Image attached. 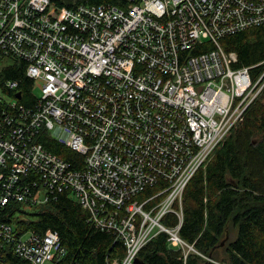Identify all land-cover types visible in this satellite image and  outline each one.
I'll list each match as a JSON object with an SVG mask.
<instances>
[{
	"label": "built area",
	"instance_id": "2783aa9c",
	"mask_svg": "<svg viewBox=\"0 0 264 264\" xmlns=\"http://www.w3.org/2000/svg\"><path fill=\"white\" fill-rule=\"evenodd\" d=\"M261 25L264 0L75 9L0 0V212L67 193L125 245V257L111 264H139L161 232L185 258L197 253L180 237L184 192L264 90V72L255 81L250 67L234 69L237 54L221 41ZM208 42L211 49L198 52ZM14 66L32 81L30 97L20 79L6 77ZM46 140L82 155L83 167L71 169ZM169 213L179 218L173 228L162 223ZM28 234L0 218V264L9 254L30 264L63 256L58 233Z\"/></svg>",
	"mask_w": 264,
	"mask_h": 264
},
{
	"label": "trees",
	"instance_id": "16d2710c",
	"mask_svg": "<svg viewBox=\"0 0 264 264\" xmlns=\"http://www.w3.org/2000/svg\"><path fill=\"white\" fill-rule=\"evenodd\" d=\"M57 6L75 9L79 5L117 4L118 0H51ZM221 45L227 53H236L234 69L251 68L253 80L264 72V25L229 35ZM208 42L198 52L209 51ZM22 67L6 71V77L21 80L26 97L32 81ZM25 105L32 103L25 98ZM44 145L63 158L71 169L83 167L84 157L54 141ZM148 189L137 198L143 200L159 191ZM157 202V201H156ZM25 204L11 203L0 218L14 225L19 235L47 231L58 233L63 256L55 264H111L122 260L126 247L113 233L99 230L90 214L70 194H59L51 201L34 206L28 214ZM175 209H179L176 204ZM167 214L162 223L173 228L179 218ZM237 229L228 237L229 227ZM180 237L197 253L185 258L183 250L171 246L169 235L159 233L139 253L143 264H264V90L247 109L244 119L216 148L212 158L199 169L183 195V223ZM223 258L220 259V254ZM8 264H30L17 256L7 255Z\"/></svg>",
	"mask_w": 264,
	"mask_h": 264
},
{
	"label": "rangeland",
	"instance_id": "374dc122",
	"mask_svg": "<svg viewBox=\"0 0 264 264\" xmlns=\"http://www.w3.org/2000/svg\"><path fill=\"white\" fill-rule=\"evenodd\" d=\"M34 93L36 94V96H40L41 95L40 88L35 87ZM25 206L26 207H24L22 210H24V212H26L28 214H35L38 211L37 208H32V207H29L28 205H25ZM236 233H237V229L235 230V228H233L232 226L229 227L228 237L234 238L236 236ZM28 235L24 236L23 238L27 239ZM222 258H223V254L221 253L220 254V259H222ZM45 264H55V263H54V261H47Z\"/></svg>",
	"mask_w": 264,
	"mask_h": 264
},
{
	"label": "water",
	"instance_id": "95a60500",
	"mask_svg": "<svg viewBox=\"0 0 264 264\" xmlns=\"http://www.w3.org/2000/svg\"><path fill=\"white\" fill-rule=\"evenodd\" d=\"M17 97L20 98L21 95H20V94H17ZM137 263H139V264H143L139 259H137Z\"/></svg>",
	"mask_w": 264,
	"mask_h": 264
}]
</instances>
